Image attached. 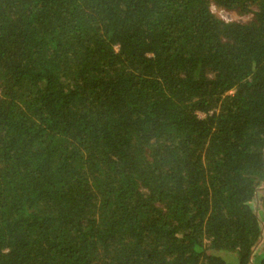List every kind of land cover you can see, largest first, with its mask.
Here are the masks:
<instances>
[{
    "label": "trees",
    "instance_id": "1",
    "mask_svg": "<svg viewBox=\"0 0 264 264\" xmlns=\"http://www.w3.org/2000/svg\"><path fill=\"white\" fill-rule=\"evenodd\" d=\"M263 225L264 0H0V264H264Z\"/></svg>",
    "mask_w": 264,
    "mask_h": 264
},
{
    "label": "rangeland",
    "instance_id": "2",
    "mask_svg": "<svg viewBox=\"0 0 264 264\" xmlns=\"http://www.w3.org/2000/svg\"><path fill=\"white\" fill-rule=\"evenodd\" d=\"M213 12L222 20H225L226 22H231V21H236V20H241V21H248L249 17L248 16H238L237 14L234 13H229L224 10H219L215 7L212 8ZM264 228V225H263Z\"/></svg>",
    "mask_w": 264,
    "mask_h": 264
}]
</instances>
